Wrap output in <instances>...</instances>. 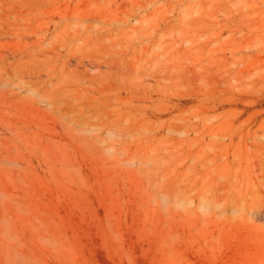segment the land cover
Instances as JSON below:
<instances>
[{"label":"rangeland","instance_id":"374dc122","mask_svg":"<svg viewBox=\"0 0 264 264\" xmlns=\"http://www.w3.org/2000/svg\"><path fill=\"white\" fill-rule=\"evenodd\" d=\"M0 264H264V0H0Z\"/></svg>","mask_w":264,"mask_h":264}]
</instances>
